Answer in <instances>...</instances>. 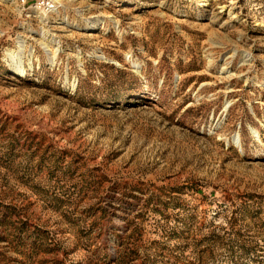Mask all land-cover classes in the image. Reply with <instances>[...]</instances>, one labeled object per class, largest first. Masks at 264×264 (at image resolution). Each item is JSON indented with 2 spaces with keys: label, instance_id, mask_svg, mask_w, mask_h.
<instances>
[{
  "label": "rangeland",
  "instance_id": "rangeland-1",
  "mask_svg": "<svg viewBox=\"0 0 264 264\" xmlns=\"http://www.w3.org/2000/svg\"><path fill=\"white\" fill-rule=\"evenodd\" d=\"M0 264H264V0H0Z\"/></svg>",
  "mask_w": 264,
  "mask_h": 264
},
{
  "label": "bare ground",
  "instance_id": "bare-ground-1",
  "mask_svg": "<svg viewBox=\"0 0 264 264\" xmlns=\"http://www.w3.org/2000/svg\"><path fill=\"white\" fill-rule=\"evenodd\" d=\"M86 26L87 27H92V26H94V22H88L87 24H86ZM22 72V71H21Z\"/></svg>",
  "mask_w": 264,
  "mask_h": 264
}]
</instances>
